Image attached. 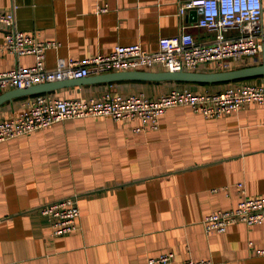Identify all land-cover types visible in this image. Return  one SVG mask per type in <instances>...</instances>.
Wrapping results in <instances>:
<instances>
[{
  "label": "crops",
  "instance_id": "1",
  "mask_svg": "<svg viewBox=\"0 0 264 264\" xmlns=\"http://www.w3.org/2000/svg\"><path fill=\"white\" fill-rule=\"evenodd\" d=\"M181 1L0 0V12L13 10L18 29L58 43L44 54L45 67L53 68L60 59L108 54L117 44L139 43L154 51L160 37L183 30L197 42H211L215 32L195 25L196 8L180 16ZM7 29L0 21V42ZM262 61L263 53L241 57L230 69ZM34 62L30 53H0V71ZM195 71L220 70L205 63ZM239 83L260 85L264 77L120 79L37 94L69 99L110 91L156 98L174 89L217 92ZM37 94L1 103L0 120L18 113ZM138 126L143 128L137 131ZM238 182L244 195L264 197V104L255 101L213 118L186 105L171 107L155 129L139 119L107 116L55 122L0 141V264H147L166 252L174 262L264 264L259 252L264 249V224L234 222L219 233L205 231L201 222L210 211L241 199ZM71 195L78 198V228L53 235L51 220L40 208Z\"/></svg>",
  "mask_w": 264,
  "mask_h": 264
},
{
  "label": "built area",
  "instance_id": "2",
  "mask_svg": "<svg viewBox=\"0 0 264 264\" xmlns=\"http://www.w3.org/2000/svg\"><path fill=\"white\" fill-rule=\"evenodd\" d=\"M193 8L198 10L195 25L215 32L211 42H197L190 32L183 30L173 36L160 37L154 51L143 48L139 43L117 44L108 54L82 60L60 59L53 68L45 67L44 54L48 48L57 47L58 43L55 40H40L35 34L18 29L13 10L0 12V21L8 27L0 42V53H30L35 57L31 66L18 65L0 71V93L12 88L116 70L159 67L166 71H195L205 63H213L217 70H227L233 60L241 57H255L263 53L264 58L262 0H183L179 4L180 16ZM231 29L236 30L237 35L227 36L226 32ZM251 101L264 104V83H239L217 92L195 93L174 89L156 98L143 93L110 91L98 97L69 99L37 94L27 98L18 113L0 120V141L65 119L89 116H107L114 120L139 119L148 128L155 129L159 125V117L171 107L186 105L196 113L213 118ZM142 128L138 126L135 130ZM237 188L243 195L234 206L215 209L204 215L201 222L205 231L221 233L234 222L264 224V197L244 195L241 182L237 183ZM40 212L50 218L53 235L70 233L78 228L80 209L76 195L46 203L41 206ZM259 252L264 253V249ZM147 264L223 263L210 259L174 262L172 253L166 252L150 257Z\"/></svg>",
  "mask_w": 264,
  "mask_h": 264
},
{
  "label": "water",
  "instance_id": "3",
  "mask_svg": "<svg viewBox=\"0 0 264 264\" xmlns=\"http://www.w3.org/2000/svg\"><path fill=\"white\" fill-rule=\"evenodd\" d=\"M257 75H261L264 77V61L256 65H249L233 69L211 72L186 70H116L101 74L89 75L85 77L65 78L51 82L38 83L21 88L8 89L0 93V104L15 97L47 92L65 86L78 85L84 83L111 82L120 79L217 82L244 79Z\"/></svg>",
  "mask_w": 264,
  "mask_h": 264
},
{
  "label": "rangeland",
  "instance_id": "4",
  "mask_svg": "<svg viewBox=\"0 0 264 264\" xmlns=\"http://www.w3.org/2000/svg\"><path fill=\"white\" fill-rule=\"evenodd\" d=\"M90 117V116H89Z\"/></svg>",
  "mask_w": 264,
  "mask_h": 264
}]
</instances>
